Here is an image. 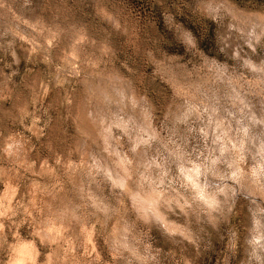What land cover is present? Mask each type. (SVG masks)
Here are the masks:
<instances>
[{"label":"rangeland","instance_id":"374dc122","mask_svg":"<svg viewBox=\"0 0 264 264\" xmlns=\"http://www.w3.org/2000/svg\"><path fill=\"white\" fill-rule=\"evenodd\" d=\"M0 264H264V0H0Z\"/></svg>","mask_w":264,"mask_h":264}]
</instances>
